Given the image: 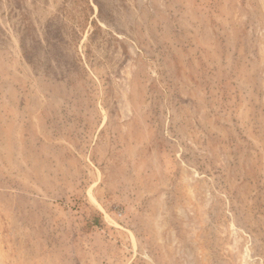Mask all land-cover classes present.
Listing matches in <instances>:
<instances>
[{"label":"rangeland","instance_id":"rangeland-1","mask_svg":"<svg viewBox=\"0 0 264 264\" xmlns=\"http://www.w3.org/2000/svg\"><path fill=\"white\" fill-rule=\"evenodd\" d=\"M0 264H264V0H0Z\"/></svg>","mask_w":264,"mask_h":264},{"label":"trees","instance_id":"trees-1","mask_svg":"<svg viewBox=\"0 0 264 264\" xmlns=\"http://www.w3.org/2000/svg\"><path fill=\"white\" fill-rule=\"evenodd\" d=\"M88 6H89V8H92V6H91V4H90V3H89V5H88ZM92 22H93V20H92ZM94 23H96V21H95V20H94Z\"/></svg>","mask_w":264,"mask_h":264}]
</instances>
